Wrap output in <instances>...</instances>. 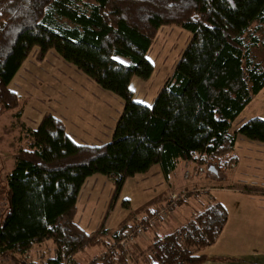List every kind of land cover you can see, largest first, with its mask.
Returning a JSON list of instances; mask_svg holds the SVG:
<instances>
[{"label": "trees", "instance_id": "16d2710c", "mask_svg": "<svg viewBox=\"0 0 264 264\" xmlns=\"http://www.w3.org/2000/svg\"><path fill=\"white\" fill-rule=\"evenodd\" d=\"M254 23H264V0H0V111L21 104L8 85L33 51L38 62L53 51L123 103L110 140L99 146L74 144L63 121L49 114L27 130L26 147L15 153L4 180L0 258L26 264L16 255L23 259L49 241L54 255L42 264H79L72 258L97 246L102 253L87 264H128L117 245L126 225L107 235L103 224L88 232L76 221L78 193L88 177L110 181V205L127 179L154 165L164 177L179 161L211 166L218 174L219 159L232 153L235 135L264 144L262 119L228 132L264 88V69L251 54L256 38L250 44L244 39ZM166 25L187 31L189 41L152 102H135L130 82L151 76L146 54ZM228 158L227 171L237 161ZM241 187L264 196V188ZM226 221L220 202L204 203L169 233L153 232L141 263L205 264L204 251Z\"/></svg>", "mask_w": 264, "mask_h": 264}, {"label": "rangeland", "instance_id": "374dc122", "mask_svg": "<svg viewBox=\"0 0 264 264\" xmlns=\"http://www.w3.org/2000/svg\"><path fill=\"white\" fill-rule=\"evenodd\" d=\"M84 1L86 0H82ZM189 38L187 31L175 25L158 29L146 54L147 60L153 66V72L145 81L132 78L129 86L133 101L147 105L152 102L157 91L170 77ZM253 38H256L258 44L251 47V54L254 61L264 69V23H254L250 26L244 39L250 44ZM45 56V59L38 62L37 54L30 52L8 85V89L20 97L21 104L17 108L0 111V217L6 209L4 180L12 169L13 156L18 149L26 147L27 130L36 128L44 115L61 118L66 128L78 139L95 143L108 138L110 140L122 110L123 103L119 97L100 89L53 51H49ZM117 59L122 63L126 62L124 59ZM254 117L264 120V88L245 106L228 132L232 134L241 124ZM236 136L234 149L229 155H234L237 160L232 170H224L227 167L223 163L229 156L219 159L222 165L218 174L208 170L211 166L179 161L173 174L174 180L178 182L174 189L166 192L164 198L159 199L168 189L164 181L145 190V184L136 178H129L124 182L120 194L110 203L111 206L109 202L110 193L113 191L112 184L110 185L108 179H104L106 181L99 184V193L93 201L88 204L78 201L76 221L83 227L88 220L96 222L98 216H106L109 213L106 225L121 227L128 223H138L142 218V210L153 206L158 211L165 210V220L179 202L172 203L170 196L174 195L179 200L187 199L186 204L180 203L175 209L179 213V223L183 224L191 218L193 211L199 210L204 203L217 201L224 205L227 221L217 242L207 249L210 257L223 259V264H264V199L260 198L264 196L244 193L242 185H239L245 182L264 188V144L246 139H243L245 143L238 140L236 143V139H239V136ZM140 187L144 191H141ZM191 192H197L196 201L192 196L187 197ZM171 223L175 225L174 222ZM169 227L172 225L169 224ZM170 231L171 228L163 227L158 230V234ZM141 236H136L130 243L126 240L129 244L123 245L124 248L120 245L122 241H118L117 245L126 253L128 264H143L140 254L147 249L149 243L140 246L138 240L145 237ZM102 251L101 246L89 248L76 254L72 260L87 264ZM53 252L51 242L47 241L32 247L23 259L19 255L16 257L26 264H42L47 258L53 257ZM13 261L11 258H0V264H14Z\"/></svg>", "mask_w": 264, "mask_h": 264}, {"label": "crops", "instance_id": "0c3cea01", "mask_svg": "<svg viewBox=\"0 0 264 264\" xmlns=\"http://www.w3.org/2000/svg\"><path fill=\"white\" fill-rule=\"evenodd\" d=\"M142 104H145V103H142ZM147 105V104H146ZM59 117V116H58ZM61 119V118H60ZM62 120V119H61ZM63 121V120H62ZM64 123V122H63ZM65 124V123H64ZM65 130H66V134H67V136H68V138L74 143V144H76V145H86V146H99L100 144H102V143H105V142H107V141H109V138L108 139H106V140H103V141H99V142H95V143H88V142H86V141H82V140H80V139H78L76 136H74L67 128H66V124H65ZM73 135H71L70 133ZM230 134V133H229ZM237 136H239V139L237 138L236 139V143H237V140L238 141H240V142H244V140L243 139H245V138H241L242 136H240V135H237ZM236 136V137H237ZM247 140V139H246ZM249 141V140H248ZM252 142V141H251ZM245 143V142H244ZM254 143H256V142H254ZM247 144V143H246ZM177 165H178V163H177ZM177 165H176V167H177ZM176 169V168H175ZM175 171L176 170H174L172 173H170L169 175H167L166 177H164L163 176V174L161 173V171H160V168H159V166L158 165H154V166H152L146 173H144V174H141V175H137V176H135V177H133V178H136V179H138V181L140 182V183H142V184H145V186H146V189L145 190H148V189H151V188H153V187H155L156 186V184L157 183H159V182H161V181H164V183H165V185L167 186V190H165L162 194H161V196H163V197H160L159 199H161V198H164V195L166 194V192L167 191H169V190H172V189H174L175 188V186H176V184H177V182L178 181H176V180H174V176H173V174L175 173ZM101 177H103V176H101ZM99 175H93V176H90V177H88L85 181H84V183H83V185H82V187H81V189H80V191H79V193H78V199H77V204H78V201H80V202H83L84 204H88V203H90V201H93V199L94 198H96V195L99 193L98 192V186H99V184L101 183V182H103L104 183V181H106L107 180V178H101ZM160 177H161V179H160ZM104 179H106V180H104ZM159 180V181H158ZM109 183H110V181L109 180H107ZM155 181V182H154ZM110 185H111V183H110ZM239 185H248V183L247 184H245V182H241V183H239ZM140 189H141V191H144L141 187H140ZM111 194L112 193H110V197H111ZM85 195H86V197H85ZM109 195V194H108ZM194 199H195V201H196V199L198 198V196H194V195H191ZM258 197H260V196H258ZM261 199H264V197H260ZM189 200V199H188ZM129 201V200H128ZM82 203V204H83ZM187 203V199H185V202L183 203V204H186ZM81 204V205H82ZM222 204V203H221ZM223 205V204H222ZM176 206L177 205H175L174 207H175V209H176ZM224 206V205H223ZM154 207V206H153ZM152 207V208H153ZM152 208H145V209H143L142 211H143V214L140 216V217H144L147 213V210H151ZM178 208V207H177ZM175 209L173 208V210H172V212H171V214H169V216H168V218H166L165 220L163 219V220H161V221H158V223H156V224H154L153 226H152V230H149V229H147L146 231H148V232H144L145 233V235H142V236H145V237H140L141 239H139L138 240V244L140 245V246H142L143 244H146V245H148V241L150 240V234H153V232H157V233H159L158 232V230H160V229H162L163 227H168L169 229L171 228V231H172V228H176V227H178L179 225H181L180 223H179V220H180V217L178 216V214L179 213H177V211H175ZM107 210V209H106ZM200 210V209H199ZM196 210H194L193 211V213L195 212ZM198 211V210H197ZM105 212L106 211H104V214H105ZM94 213V212H93ZM177 213V214H176ZM109 213H107V215H108ZM176 214V215H175ZM107 215L105 216V215H100V216H98V219L96 218V222L94 221H90L89 222V220L86 222V225H83V227H84V229H86V230H88V231H95L96 229H98L102 224H103V228L106 230V232H107V234L109 235V234H112L113 232H115V231H117V230H119L121 227L120 226H117V227H110V226H108V225H106V221H107ZM141 219V218H140ZM171 222H174V224L175 225H173ZM82 224V223H81ZM169 224H171L172 225V227H169ZM168 225V226H167ZM159 229H158V228ZM223 231V230H222ZM147 233H149V234H147ZM222 233V232H221ZM221 235V234H220ZM219 235V236H220ZM219 238V237H218ZM218 240V239H217ZM217 242V241H216ZM215 242V243H216ZM214 243V244H215ZM213 244V245H214ZM212 245V246H213ZM211 247V246H210ZM207 249H209V247L207 248ZM207 249L204 251V253L206 254V256H207V261H206V263L205 264H223L224 262L222 261L223 259H221V258H219V257H214V256H211L210 257V255H209V253L207 252ZM100 254V253H99Z\"/></svg>", "mask_w": 264, "mask_h": 264}, {"label": "built area", "instance_id": "2783aa9c", "mask_svg": "<svg viewBox=\"0 0 264 264\" xmlns=\"http://www.w3.org/2000/svg\"><path fill=\"white\" fill-rule=\"evenodd\" d=\"M170 199H171L173 204L176 203V201H179V198L178 197L176 198L174 195H171ZM180 199H182V198H180ZM184 199L185 198H183L182 200H184ZM164 215H165V210L158 211V210L152 208L150 210L148 217L145 218L146 220L144 221V223L142 222V223H128V224H126V227L122 233L121 239L119 240V241H122L120 243V245L122 247H123V245L126 246L136 236L143 235L145 230H147L150 226H153L156 222L163 220ZM126 240H129V241H127L129 243H126ZM124 243H126V244H124Z\"/></svg>", "mask_w": 264, "mask_h": 264}, {"label": "water", "instance_id": "95a60500", "mask_svg": "<svg viewBox=\"0 0 264 264\" xmlns=\"http://www.w3.org/2000/svg\"><path fill=\"white\" fill-rule=\"evenodd\" d=\"M208 170H211V171L215 172L213 167H209Z\"/></svg>", "mask_w": 264, "mask_h": 264}]
</instances>
